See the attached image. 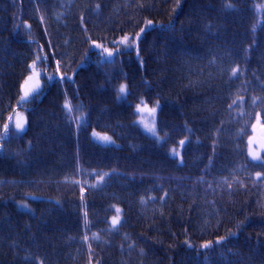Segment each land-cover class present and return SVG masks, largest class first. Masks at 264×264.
<instances>
[{"label": "trees", "instance_id": "16d2710c", "mask_svg": "<svg viewBox=\"0 0 264 264\" xmlns=\"http://www.w3.org/2000/svg\"><path fill=\"white\" fill-rule=\"evenodd\" d=\"M2 1L4 0H0V3ZM15 1H18L15 4L17 7L25 5L18 15L13 16L7 12L10 14L8 15L6 11L0 9V57L7 65L14 64L13 68L10 66L8 70L3 71L2 79H0V134L7 141V144L0 141V161L8 162L4 171L12 174L9 180L6 179L0 184V264H126L123 261L117 262V257L108 258L110 254L117 252L120 248L117 244L127 239L114 240L115 232L122 230L130 235L128 239L138 246L142 261L145 260L148 264H170L172 251L176 250L182 239H186V241L182 244V250L178 248L175 252L177 263L202 264L199 258V251L203 250L202 240L199 241L201 232L205 228H218L222 225L220 222H213L207 226L196 216L188 223L186 218L174 213L172 205L167 207L165 202L154 205L149 200H140L139 195L143 190L141 174L149 180L151 172L156 169L158 162L157 160L148 161L147 158L142 159L139 151L136 156L127 155L124 152L116 153L119 148L117 144L114 147L109 145L108 152L92 158L82 149L64 153V161L67 160L64 168L67 171L68 181L66 180V185L62 183L56 189V180L48 175L44 166L37 163L34 167L28 165L24 153H18L16 142L19 140L25 142L27 136L30 142L35 143L31 139V135L42 133V127H44L42 117L33 121L31 113L36 112L37 105L45 103L48 93L50 95L51 92L46 91V86L50 85L51 89H55L68 82L72 86L74 85L82 96L81 90L75 85L76 77L64 72L61 68L60 56L63 46L60 42L61 46L58 42L55 44L52 39L48 40L49 36H46L43 38L42 46H27L20 52L15 49V44L19 47V41H15L17 34L22 33L23 29L33 31V22L28 16V7L37 12L36 21H40L41 18L47 20L49 16H54L63 24L76 23L79 29H85V31L81 30L83 33H90V36H93L96 29L93 14L104 13L106 15L104 22L94 38L96 37L95 40L97 39L98 42L108 46H113V42L121 36H135L141 28H146L147 21L158 20L163 25V33L158 36V42L154 48L149 46V42L157 35L154 34V30L149 31L147 27L133 45L105 49L111 51L112 56H108L105 50L94 49L93 43L90 45L88 42L89 37L85 43L87 55L104 70L105 67L123 69L125 71V74H122L124 80L129 79L128 73L132 79L133 75L140 72V67L137 64V67H132L130 70L127 67L131 64V59L139 52H147L148 56L150 53H154L161 60L175 58L172 65L174 77L177 74L175 72L177 67H182V72L196 74V77L184 82L190 89L183 94L179 93L177 83L167 90H162L157 79L153 77H149V81L139 82L137 80V82L141 88L145 82L150 83L146 88L149 104L155 105L160 102L162 105L160 110L168 109L169 107L165 105L167 96H172L175 99L183 98L187 102L188 109L198 113V117L202 120L201 127L217 121L215 124L220 127L217 132L219 134L228 132L229 135L225 139H218L212 144V149L217 146L220 148L219 150L224 148L223 151L218 150L222 154H220L219 162L217 161V168L219 170L221 166L227 167L232 172L240 170L241 173H236L235 183L259 196L261 195L260 201L264 213V161H253L248 152L251 143L260 145L261 141L264 142V84L255 89L250 78L240 69L235 75L232 74L223 85L220 82L212 81L208 74H204L206 70L204 68L207 66H203L202 61L198 59L201 49L199 50L195 43H191L194 46L185 52L184 62L180 63L179 58L183 55L181 53L183 44L180 26L165 24L164 19L154 18L145 9L138 11L141 7L139 5L145 3L144 0H109L110 5L107 7L103 6L104 1L107 0H95L97 2L93 4L88 0ZM186 1L180 0L179 9L184 17L183 22L185 21L188 25L187 35L190 36L191 33H194L195 41H199L198 39L202 38L203 33L193 30L195 28L193 26L200 22L204 12L210 17L207 10L213 13L212 19L217 18L222 21L230 10L236 11L241 8V13L252 16V23L256 17V27L262 25L258 31H264V5L260 0H188L190 8L192 7L193 10L192 13L188 12L185 6ZM44 9L48 15L43 14ZM121 19H125L126 24L118 27ZM220 24L226 26L225 20ZM124 28L125 30H123ZM116 33L119 36L115 40L103 39ZM170 38L176 41L175 45H167L168 41L164 39ZM232 38L237 40V37ZM229 42H233V40ZM199 47L201 48V45ZM100 52H104L105 56ZM258 52V57L252 59L251 64L255 67L258 75L264 77V62L262 60L264 55L263 51L258 50ZM14 55H17L18 60ZM26 57L29 59V65H24L22 62V59ZM147 64L149 66L148 58ZM32 65L42 73L45 86L39 94L30 100L21 101L22 82L29 74ZM73 72L81 74L80 70ZM50 77H55V79H49ZM61 77H63L62 80ZM200 78L201 83L198 81ZM220 95L225 97L221 102L216 99ZM205 99L210 101L205 102ZM69 106L71 111H66L71 117H74L79 127L80 140L77 142L80 146H82L81 136L90 138L91 141L92 133L95 134L94 130L98 134L113 135L116 125L114 116L117 114L113 109L93 110L87 106L83 109L74 104ZM129 110L134 111V107L131 106ZM100 111H104V115ZM20 112L25 114L26 127L22 132H17L15 130L17 121L15 122L14 118ZM21 119L24 118L21 117L20 121ZM5 124L9 125L7 130L4 127ZM194 124L195 122L191 120V126ZM6 132L7 135H5ZM47 132L51 140H60L54 131ZM225 141L230 142V145L223 144ZM51 146L48 144L46 148ZM110 151L119 154L121 159L114 160L109 157ZM68 156H72V158L68 160ZM48 166L57 168V163ZM138 166L142 167L143 171L138 170ZM212 168L213 166L204 171L214 179ZM257 173H260L261 176L258 177ZM101 176L106 178V184L98 183L97 179ZM208 189L209 187L206 185H199L192 196L200 200L208 194ZM55 195L60 196V199ZM47 198L59 208L65 206L67 199L73 201L75 211L71 216L54 217L55 228H58V231H64L60 232V235H63L61 241L70 247L65 248L61 246L62 243H53L48 231L54 229V226L51 224L48 230L45 229L43 222L46 220L41 218L42 211L40 212L41 216L34 215L32 217L36 226L39 227V231L33 234L34 237L16 240L19 233L13 221L8 219L11 207L19 205L32 215L37 208L42 206L40 202ZM33 204V213L24 207ZM115 207L122 209L123 218L126 221L130 220L127 223V228L113 230L115 232L112 237L91 238L90 236L88 238L89 250L95 256L91 259L86 258L85 250L82 249L86 241L85 233L92 235L96 233L98 227L110 229L105 220L115 213ZM161 210L164 213L161 212V217L155 218ZM133 215L135 216L134 220H131ZM46 233L50 237L49 245L42 237ZM10 234L14 235L9 236ZM261 234L264 237V228ZM189 236H193L195 239L187 240ZM223 244L226 251L224 260L226 263L224 264H264V243L261 241L249 240V243H243L239 237H233L231 241Z\"/></svg>", "mask_w": 264, "mask_h": 264}, {"label": "bare ground", "instance_id": "6f19581e", "mask_svg": "<svg viewBox=\"0 0 264 264\" xmlns=\"http://www.w3.org/2000/svg\"><path fill=\"white\" fill-rule=\"evenodd\" d=\"M88 1L91 4L97 2L95 0ZM144 1L147 6L143 2L139 5L141 7H139L138 11L145 9L154 18L164 19L165 24L180 26L182 30L181 41L183 44V50L181 51L183 55L179 58L180 63L184 62L185 52L194 46L191 43H195L198 45L199 50L201 49L198 54V59L202 61L203 66H207L204 68L206 69L204 74H208L212 78V81L220 82L223 85L233 74L232 69H240L250 78L255 89H258L264 84V77L259 76L255 67L251 64L252 59L258 57V50L263 51L262 53L264 55V31H258L262 25L256 27V17L252 23V16L247 13H241V8H238L236 11L230 10L228 15L223 17L226 22V26H223L220 23L224 20L212 19L214 16L213 13L207 10L210 17L204 12L200 22L193 26L195 27L193 30L196 32L202 31L203 33L202 38L198 39L199 41H195L194 33H191L190 36L187 35L188 25H186L185 21L183 22L184 17L179 9L180 0ZM187 1L185 6L188 12L191 11L192 13V7L190 8L191 5ZM260 1L264 5V0ZM17 2L15 0L12 2L4 0L0 3V9L6 11V14L18 15L24 9L25 5L24 7H17L15 5ZM104 3V7L110 5L109 0L104 1ZM164 8L166 9L164 10ZM44 11L43 14L48 15L45 9ZM36 14L37 12L28 7V16L32 19L33 31L30 32L28 29H23L22 33L17 34L15 41H19V47L15 44V49L20 52L21 49L27 46H42L43 38L46 36H49L48 40L52 39L55 44L57 42L59 44L60 42L63 46L60 56L61 68L64 72L76 77L77 83L75 85L81 90L83 97L75 89V86H72L68 82L59 85L55 89H51L50 85L46 86V91L51 92L50 95L48 93L45 103L43 105H37L35 107L36 112L31 113L33 121H37L42 117L44 121V127L41 126L43 129L42 133L31 135V139L35 143L30 142L27 136L25 137V142L24 140L16 142L19 149L18 153H24L28 165L34 167L37 163L44 166L48 175L56 180V189L62 183L63 185L67 184L66 180L68 175L64 168L67 160L64 161V153L67 154L71 153V150L73 152L74 150L80 151L79 149H82L85 154L92 158L106 152L109 145L114 147L116 144L119 147L116 153L124 152L127 155L136 156L139 151L142 159L147 158L148 161L157 160L158 162L156 169L151 172V178L149 180L141 174L143 190L139 195L140 200H149L154 205L160 202H165L167 207L172 205L174 213L182 218H186L188 223L196 216L199 221L204 222L207 226L213 222H220L222 224L218 228H205L201 232L199 238V241L202 240L201 246L209 244L208 248H202L203 250L199 251V258L202 264L226 263L224 261L226 251L223 243L231 241L233 237H239V240L243 243H249V240L264 243V237L261 234L264 228V213L262 212V203L260 201L261 195L259 196L257 193L235 183L237 179L236 173H241L240 170L238 172H232L227 167L221 166L219 170L217 168V161L219 162L220 154H222L219 151H223L224 148L219 150L220 148L217 146L212 149V144L218 139H225L229 135L228 132H221L220 134L217 132L220 128L218 124H215L217 121L201 127L202 120L198 117V113L188 109L185 99H175L172 96H167L165 105L171 108L170 110L169 108L160 110L162 107L160 102L155 104L159 108L154 122L156 127L155 135L145 131L140 126L137 105L149 104L146 88L150 83L145 82L141 88L137 80L144 82L149 81V77H153L157 79V83L162 90H167L170 86L177 83V88L180 90L179 93L183 94L190 89L184 82L196 77V74L185 71L184 73L181 70L182 67H177L175 71L177 74L174 77V68L172 65L175 58L170 57L161 60L154 53H150L148 56L147 52H139L131 59V64L129 66L127 65V67L130 70L132 67H137L138 65L140 72L133 75L132 79H130L131 75L128 73L129 79L124 80L122 78V74H125L123 69H109L105 67L104 70L94 59L87 55L88 52L85 43L89 37L88 42L90 45L93 43V48L97 50L122 46L121 41L125 36L118 38V33L103 38L106 40H115L118 38L113 42V46L103 45L97 39L95 40L96 37L94 38V36L98 34V30L106 16L104 13L99 12L98 14H93L96 22V29L94 30L95 33L92 34L93 36H90V33H83L82 31H85V29H79L76 23L68 22L63 24L54 16H49L47 20L41 18L40 21H36ZM149 21H152L153 24L148 27V30H154V34L157 35L149 42V46L154 48L156 42H158V36L163 33V25L158 20V22L152 19ZM124 24H126L125 19H121L118 27H122ZM48 32H50V35H48ZM232 37H237V40ZM129 38V42H132L133 37ZM164 40L168 41L167 45L171 46V44H176V41L172 38ZM230 40H233V42H229ZM129 42L125 43L128 44ZM200 45L201 48L199 47ZM14 57H17V55H14ZM147 58L149 66L147 64ZM262 60L264 62V58ZM22 62L24 65H29V59L27 57L23 58ZM10 66L13 68L14 64L7 65L3 58L0 57V71H2L0 72V79H2L3 71L8 70ZM77 70H80L81 74L78 75L73 72ZM198 81L200 82L201 78ZM122 85L125 86V93L121 96L119 89ZM222 98L223 96L221 97L220 95L216 99L221 102L225 97ZM66 101L69 105L74 104L82 109L85 106L88 108L91 107L93 110H101L103 108L113 109L117 113L114 116L116 125L113 130V135L105 133L107 137L111 138L110 141H99L92 133L91 141L90 138L87 139L81 136L83 147L80 146L77 142L80 140L79 127L74 117H71L67 113L65 109ZM204 101L209 102L210 100L205 99ZM131 106L134 107V111L129 110ZM100 113L104 115V111H100ZM191 120L195 122L194 126H191ZM141 125L145 127L149 126L142 121ZM47 131H54L60 140H51ZM94 132L98 134L96 130ZM0 141L7 144L2 134H0ZM180 141H185V144L181 146ZM48 144L52 146L46 148ZM223 144L227 146L230 145V142L225 141ZM173 149L176 150L178 155L174 156L172 154ZM112 152L110 151L109 157L114 160L121 159L119 154ZM69 158H72V156H68V160ZM56 163L57 168H53L51 164L54 165ZM7 166L8 162L4 160L0 161V184L6 179L9 180L12 176L11 172L4 171ZM212 166L214 179L213 177H209L204 171ZM137 168L143 171L142 167L138 166ZM97 181L101 185L106 184L105 177L102 181L98 177ZM199 185L209 187L208 194L204 198H200V200L192 196V194H195ZM55 197L60 199V196L55 195ZM40 203L42 206L37 208L34 213V204L26 207L30 209L31 213H33L32 215L19 205H13L11 207L8 219L13 221L19 233L16 240L34 237L33 234L39 231V227L36 226L32 217L34 215H40L41 211L43 215L40 216L46 220L43 224L47 230L51 224L52 226L55 225L54 217L71 216L75 211L72 199H67L65 206L61 208L56 204H52L48 198ZM115 209V213L105 220L110 229L98 227L96 233L92 235L85 233L87 239L82 249L85 250L86 258L91 259L95 256L89 250L88 238L90 236L91 238L97 236L112 237L115 232L113 230L125 228L128 221H130H126L123 218L122 209H118L119 211H117V207ZM161 212L164 213L163 210L159 211L155 218L157 216L161 217ZM114 217L119 218V222L115 226L112 224ZM134 217L133 215L130 219L134 220ZM48 232L54 244L62 243V247H70L61 241L63 235H60V232L64 231H58V228L54 226V229ZM149 234L151 233L149 232ZM11 235L14 234H10L9 236ZM42 237L45 238L43 240L49 245V235L46 233ZM221 237L224 239L221 240ZM125 238L127 239L117 244L121 249L119 248L117 252L110 254L108 258L117 257V262L123 261L126 264H148L145 260L142 261L138 246L130 242L128 239L130 235L126 231L115 232L114 240ZM189 239H195V237L189 236L187 240ZM185 241L186 239L180 240L176 250L178 248L182 250V244ZM217 241H220V243H216ZM176 250L172 251L170 264H178L175 256Z\"/></svg>", "mask_w": 264, "mask_h": 264}, {"label": "rangeland", "instance_id": "374dc122", "mask_svg": "<svg viewBox=\"0 0 264 264\" xmlns=\"http://www.w3.org/2000/svg\"><path fill=\"white\" fill-rule=\"evenodd\" d=\"M128 37L134 38L135 36H128ZM133 44L134 43H132V42H129L127 44V43H122V41H121L122 46H130ZM100 53L105 56L104 52H100ZM43 87H44V81L42 79V73L39 70H37L34 65H32L29 74L26 76V78L22 82L20 100L22 101V98H24L23 101L30 99L36 93L40 92ZM25 93L28 94V96L26 98H25ZM138 107H139V111H138ZM153 109H155V111H152ZM158 109L159 108L157 105H153V106H151L149 104L137 105V111L139 113L140 126L142 128H144L145 131L152 133L151 131H149V129L150 128H154V129L156 128L154 125V122H155L156 116L158 114ZM21 117L24 118L23 120L21 119V121L25 122L26 117H25V114L23 112L18 113L15 116L14 121L16 122L18 119L20 120ZM141 121L145 122L149 126H146L147 127L146 128L145 126L141 125ZM25 127H26V123H25ZM93 136H94V134H93ZM99 136H106V135L105 134H99ZM250 145L251 146H249V155H250L251 159H253V154H258L260 159L255 160V161H262L264 159V157L262 156V153L264 151V142L261 141L260 145H253L252 143Z\"/></svg>", "mask_w": 264, "mask_h": 264}, {"label": "snow or ice", "instance_id": "6c2138e0", "mask_svg": "<svg viewBox=\"0 0 264 264\" xmlns=\"http://www.w3.org/2000/svg\"><path fill=\"white\" fill-rule=\"evenodd\" d=\"M152 24H153L152 21H147L146 28L152 26ZM146 28H141V29H140V32H138V33L135 34V37L133 38L132 43H136V41L141 37L142 33L145 32ZM128 41H129V37H128V36H125V37L122 38V43H125V42H128ZM105 51H107L108 56H112V55H113V53H112L111 51H108V50H105ZM38 59H40V58L38 57ZM34 63H35V62H34ZM232 72H233V74L235 75V73L237 72V69H232ZM49 79H55V77H50ZM60 79L62 80L63 77H61ZM124 93H125V86L122 85V86L120 87V89H119V94L122 96ZM27 96H28V94L25 93V98H26ZM23 99H24V98H22V101H23ZM234 103H235V101H234ZM65 109H66L68 112L71 111V107L69 106V104L67 103V101L65 102ZM138 111H139V107H138ZM152 111H155V109H153ZM78 122H79V121H78ZM4 127H5V129L7 130L8 127H9V125H8V124H5ZM24 128H25V122H22V121H20V120L18 119L17 122L15 123V130H16L17 132H22V131L24 130ZM149 131H151V132L155 135V129H154V128H150ZM5 135H7V132L5 133ZM94 135H95V137H96L97 140H99V141H103V142H108V141H110V139H111L110 137H107V136H99V134H94ZM184 144H185V141H180V145H181V146H183ZM250 146H251V145H250ZM172 154H173L174 156H175V155H178V153L176 152L175 149L172 150ZM253 159H254V160H259L260 157H259L258 154H253ZM105 175H106V174H105ZM257 176L259 177V176H261V174H260V173H257ZM103 179H104V177L101 176V177H100V180L102 181ZM24 207H27V206L25 205ZM117 211H119V210L117 209ZM118 222H119V218H118V217H114V218H113V221H112L113 226H115ZM85 239H87V237H85ZM220 239L223 240L224 238L221 237ZM216 243H220V241H217ZM201 247H202V248H208V247H209V244H204V245H202Z\"/></svg>", "mask_w": 264, "mask_h": 264}]
</instances>
